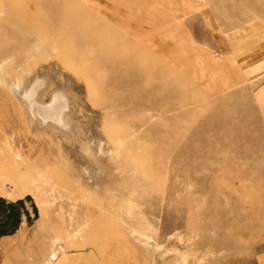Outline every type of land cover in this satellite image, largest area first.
Returning <instances> with one entry per match:
<instances>
[{"label": "rangeland", "instance_id": "374dc122", "mask_svg": "<svg viewBox=\"0 0 264 264\" xmlns=\"http://www.w3.org/2000/svg\"><path fill=\"white\" fill-rule=\"evenodd\" d=\"M255 18L264 0H0V187L28 220L0 264H261L264 68L221 41ZM31 70L76 136L32 125L11 91Z\"/></svg>", "mask_w": 264, "mask_h": 264}, {"label": "crops", "instance_id": "0c3cea01", "mask_svg": "<svg viewBox=\"0 0 264 264\" xmlns=\"http://www.w3.org/2000/svg\"><path fill=\"white\" fill-rule=\"evenodd\" d=\"M221 41L243 73L252 74L264 68V19H250L237 26L226 28ZM5 192L0 187V242L2 244L12 241L17 236L19 228L28 224L27 219L19 217L17 212L19 204L5 200L6 197L10 198L9 195H5ZM60 255L56 258L59 259L56 264L98 263L94 256L89 257L90 255L82 253H72L65 257ZM260 262L264 264V251L260 255Z\"/></svg>", "mask_w": 264, "mask_h": 264}, {"label": "bare ground", "instance_id": "6f19581e", "mask_svg": "<svg viewBox=\"0 0 264 264\" xmlns=\"http://www.w3.org/2000/svg\"><path fill=\"white\" fill-rule=\"evenodd\" d=\"M34 67H36V66H34ZM37 67H39V66H37ZM36 69H38V68H36ZM50 70L52 72L54 69H50ZM38 71H40V72H38ZM31 72H32V70L27 73L26 78L21 79L18 82L14 83L11 86V91L17 99L20 96L21 99H24V101H27L26 104L29 106L27 107V105H26V108H27V110L29 109V111H30V114H31L30 120L33 123L32 125H34V123L40 124L42 126H49L52 124L60 125L61 128L64 129L66 132H68L70 134L73 132L72 136H74V135L76 136L75 129H74V119L72 116V112L69 109L70 103H67L69 100L67 99L68 101L66 103H64V101H60V95H62V94L59 95V93H61V92H58L56 90L57 93L53 92L54 93L53 99H52V101H50L49 104L46 105V104H44V102H43V104L39 103V101L41 100V99L38 100L39 93L41 92L42 88H43L42 90L46 89L47 84H48L47 78L49 77V75L48 74L43 75L42 74V73H44L43 71L36 70V72H38V76H37V78H35L34 76H36V74L35 75L33 74V73H36L35 70L33 71V73H31ZM51 72H49V73H51ZM28 79H31V82L30 81L27 82ZM37 79H39L38 82H36ZM68 84H69V87L71 88L72 83L68 82ZM65 98L66 97H64V99ZM61 128H59V129H61ZM77 140L81 141L79 138H77Z\"/></svg>", "mask_w": 264, "mask_h": 264}, {"label": "built area", "instance_id": "2783aa9c", "mask_svg": "<svg viewBox=\"0 0 264 264\" xmlns=\"http://www.w3.org/2000/svg\"><path fill=\"white\" fill-rule=\"evenodd\" d=\"M6 188L7 189H10V186L9 185H7L6 186ZM63 253V250H62V248L61 249H57L52 255H51V258L54 260V259H56L60 254H62Z\"/></svg>", "mask_w": 264, "mask_h": 264}]
</instances>
